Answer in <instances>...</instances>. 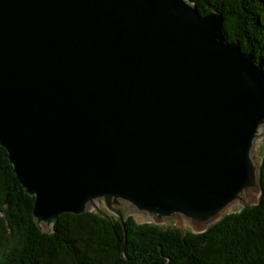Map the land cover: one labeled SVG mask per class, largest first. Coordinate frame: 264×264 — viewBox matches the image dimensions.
<instances>
[{"label":"water","instance_id":"obj_1","mask_svg":"<svg viewBox=\"0 0 264 264\" xmlns=\"http://www.w3.org/2000/svg\"><path fill=\"white\" fill-rule=\"evenodd\" d=\"M260 139L264 72L218 11L0 0V144L43 231L103 203L204 232L258 201Z\"/></svg>","mask_w":264,"mask_h":264},{"label":"trees","instance_id":"obj_2","mask_svg":"<svg viewBox=\"0 0 264 264\" xmlns=\"http://www.w3.org/2000/svg\"><path fill=\"white\" fill-rule=\"evenodd\" d=\"M200 13L223 16L264 72V0H190ZM255 204L222 216L204 232L138 223L134 216L92 210L62 214L51 231L34 221L35 197L17 179L0 144V264H264V154Z\"/></svg>","mask_w":264,"mask_h":264},{"label":"rangeland","instance_id":"obj_3","mask_svg":"<svg viewBox=\"0 0 264 264\" xmlns=\"http://www.w3.org/2000/svg\"><path fill=\"white\" fill-rule=\"evenodd\" d=\"M258 145H259V146L256 148V150H255V154H256L258 157L262 158V156H263V154H264V139H260L259 142H258ZM245 202H246L247 206H248V205H252V204H249V203H248V200H246ZM99 208H100V210H101L103 213H105V214H107V215H114V216H117V215H115L114 213H112L111 211L107 210V208L104 206L103 203H99ZM242 208H243V205H242L241 203H238L237 205H235L234 207H232L231 210H230L229 212L224 213L223 216H224L225 214H228V213H231V212H238V211H240ZM93 209L96 210L95 208H93ZM128 215H132V216H134V218L136 219V221H137L138 223L151 222V223L158 224V225H160V226L163 227V228H166V227H174V228H178V229L182 230V229H181V226H177L176 223H173V224H166L165 222H155L154 218L151 217V216H148V215H147V217H146L145 215H143V214H138V213H129ZM219 220H220V219H219ZM217 221H218V220H217ZM217 221H216V222H217ZM213 223H215V222H213ZM213 223H211L210 225H212ZM210 225H209V226H210ZM209 226H208V227H209ZM188 230H189V231H193L192 226H190V225H188V224H184V225H183V231H188ZM193 232H195V231H193Z\"/></svg>","mask_w":264,"mask_h":264}]
</instances>
